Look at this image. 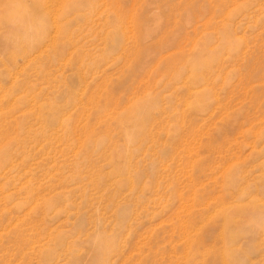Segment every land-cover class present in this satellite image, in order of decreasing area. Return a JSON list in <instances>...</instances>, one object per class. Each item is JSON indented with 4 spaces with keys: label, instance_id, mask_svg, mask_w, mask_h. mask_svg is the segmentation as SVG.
<instances>
[{
    "label": "rangeland",
    "instance_id": "1",
    "mask_svg": "<svg viewBox=\"0 0 264 264\" xmlns=\"http://www.w3.org/2000/svg\"><path fill=\"white\" fill-rule=\"evenodd\" d=\"M0 264H264V0H0Z\"/></svg>",
    "mask_w": 264,
    "mask_h": 264
},
{
    "label": "bare ground",
    "instance_id": "2",
    "mask_svg": "<svg viewBox=\"0 0 264 264\" xmlns=\"http://www.w3.org/2000/svg\"><path fill=\"white\" fill-rule=\"evenodd\" d=\"M55 38V37H54ZM52 39V38H51ZM52 41V40H51Z\"/></svg>",
    "mask_w": 264,
    "mask_h": 264
}]
</instances>
